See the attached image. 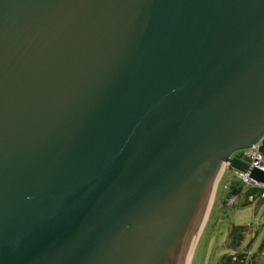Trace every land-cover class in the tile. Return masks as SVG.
Listing matches in <instances>:
<instances>
[{
	"label": "water",
	"instance_id": "1",
	"mask_svg": "<svg viewBox=\"0 0 264 264\" xmlns=\"http://www.w3.org/2000/svg\"><path fill=\"white\" fill-rule=\"evenodd\" d=\"M263 139L264 0H0V264H195Z\"/></svg>",
	"mask_w": 264,
	"mask_h": 264
},
{
	"label": "rangeland",
	"instance_id": "2",
	"mask_svg": "<svg viewBox=\"0 0 264 264\" xmlns=\"http://www.w3.org/2000/svg\"><path fill=\"white\" fill-rule=\"evenodd\" d=\"M246 153L241 151L235 156L243 157ZM236 171L226 166L217 184L201 229L195 264H220L224 256L233 254L236 249L227 245L233 226L243 228L240 229L244 234L242 252L253 242V232L262 229L259 235L264 236V201L256 198L246 203L248 190L238 180ZM231 197L236 202L229 207L227 201Z\"/></svg>",
	"mask_w": 264,
	"mask_h": 264
},
{
	"label": "crops",
	"instance_id": "3",
	"mask_svg": "<svg viewBox=\"0 0 264 264\" xmlns=\"http://www.w3.org/2000/svg\"><path fill=\"white\" fill-rule=\"evenodd\" d=\"M240 229L243 230V228L241 227L237 228L233 226L230 232L229 242L227 243L229 248H232L234 250L236 249L239 251L236 252L235 250L233 254L224 256L220 264H264V256L261 253L262 246L264 243V236H262L261 238L259 235V232H261L262 229L260 231L257 230L256 232L252 233L251 238L253 242L247 248L246 252L241 251V245L243 243L244 234H242ZM239 238L241 240H239Z\"/></svg>",
	"mask_w": 264,
	"mask_h": 264
},
{
	"label": "built area",
	"instance_id": "4",
	"mask_svg": "<svg viewBox=\"0 0 264 264\" xmlns=\"http://www.w3.org/2000/svg\"><path fill=\"white\" fill-rule=\"evenodd\" d=\"M264 139L256 146L251 148L250 150H247V153L244 154L241 159L245 160L249 166L250 169H259L264 172V152L262 150V143ZM226 166L229 167L227 164ZM236 176L238 180L243 184L246 190H256L254 194H250L249 199L251 202L255 200L256 198H259L260 200L264 201V185L260 184L253 179L250 178V173L242 172V171H236ZM229 202L228 206H233V204L236 202V198L231 197L227 201ZM264 255V244H263V251Z\"/></svg>",
	"mask_w": 264,
	"mask_h": 264
},
{
	"label": "bare ground",
	"instance_id": "5",
	"mask_svg": "<svg viewBox=\"0 0 264 264\" xmlns=\"http://www.w3.org/2000/svg\"><path fill=\"white\" fill-rule=\"evenodd\" d=\"M225 167H226V165L223 166V167L221 168V170L219 171V173H218V175H217V177H216V179H215V181H214V183H213V188H212V191H211V194H210V200H209V203H208V209H209V207H210V205H211V200H212V197H213V195H214V191H215V189H216V187H217V184H218L219 181H220V178H221V176H222V174H223V172H224ZM207 211H208V210H207ZM202 226H203V224H202Z\"/></svg>",
	"mask_w": 264,
	"mask_h": 264
},
{
	"label": "trees",
	"instance_id": "6",
	"mask_svg": "<svg viewBox=\"0 0 264 264\" xmlns=\"http://www.w3.org/2000/svg\"><path fill=\"white\" fill-rule=\"evenodd\" d=\"M262 150H263V152H264V141H263V143H262ZM256 192V190H250V191H248V193H247V198H246V203H248V202H250L251 203V201H250V199H249V196H250V194H254ZM236 230H239V229H236ZM236 230H235V232H236ZM239 240H241L240 238H239ZM264 244V243H263ZM262 251H263V246H262V250H261V253H262ZM262 255H263V253H262ZM264 256V255H263Z\"/></svg>",
	"mask_w": 264,
	"mask_h": 264
}]
</instances>
